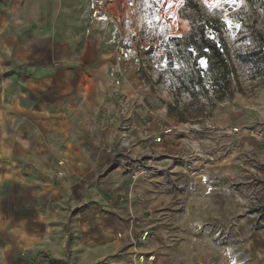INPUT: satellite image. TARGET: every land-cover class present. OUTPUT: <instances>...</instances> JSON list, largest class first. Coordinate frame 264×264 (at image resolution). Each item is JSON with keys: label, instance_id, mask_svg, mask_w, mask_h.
Here are the masks:
<instances>
[{"label": "rangeland", "instance_id": "rangeland-1", "mask_svg": "<svg viewBox=\"0 0 264 264\" xmlns=\"http://www.w3.org/2000/svg\"><path fill=\"white\" fill-rule=\"evenodd\" d=\"M194 1L220 21L233 55L248 48L254 17L246 0ZM132 2L145 40H162L161 20L171 27L162 53L147 49L140 68L128 66L131 79L138 71L151 85L146 105L152 114L143 111L125 141L107 119L115 108L104 113L105 123L88 117L89 138L112 161L82 197L71 193L59 203L47 187L38 196V189L11 179L0 184V264H264V144L247 129L256 132L264 123V75L235 60L240 85L232 80L233 97L210 106L203 119L177 121L168 106L175 102L178 72H189L191 61L177 58L171 67L166 52L173 48L169 39L191 29L181 15L185 0ZM256 7L264 31V0ZM160 9L162 19L141 25L142 16ZM72 95L84 99L80 90ZM32 129L31 122L23 123L21 136L32 139ZM234 129L239 132L226 134ZM2 157L0 183L9 169Z\"/></svg>", "mask_w": 264, "mask_h": 264}, {"label": "crops", "instance_id": "crops-1", "mask_svg": "<svg viewBox=\"0 0 264 264\" xmlns=\"http://www.w3.org/2000/svg\"><path fill=\"white\" fill-rule=\"evenodd\" d=\"M134 7L132 0H0V155L9 167L1 186L11 179L38 189V196L47 187L57 195L53 202L65 203L71 193L82 197V189L97 185L112 158L93 145L88 124L97 116L105 123L104 113L115 108L110 96L115 17L140 31ZM146 16L141 25L151 27ZM158 23L164 24L162 40L140 34L135 41V68L143 51L162 53L171 27ZM73 89L84 99L74 100ZM27 122L33 127L30 140L20 133Z\"/></svg>", "mask_w": 264, "mask_h": 264}, {"label": "trees", "instance_id": "trees-1", "mask_svg": "<svg viewBox=\"0 0 264 264\" xmlns=\"http://www.w3.org/2000/svg\"><path fill=\"white\" fill-rule=\"evenodd\" d=\"M257 1L246 0L253 8L254 17L248 32L250 45L233 55L219 27L220 21L198 1L185 0L181 15L190 21L191 29L182 37L168 40L173 48L167 49L166 57L171 67L177 58L188 57L191 67L189 72L181 68L177 74L175 102L168 106L171 117L179 122L203 119L210 106L213 108L218 102L232 98V80L240 85L235 60L264 75V31L257 24L260 17ZM201 58L207 68L198 63ZM185 96L188 102L182 101Z\"/></svg>", "mask_w": 264, "mask_h": 264}, {"label": "built area", "instance_id": "built-area-1", "mask_svg": "<svg viewBox=\"0 0 264 264\" xmlns=\"http://www.w3.org/2000/svg\"><path fill=\"white\" fill-rule=\"evenodd\" d=\"M157 15H161L162 19L165 15L164 10L160 9L157 14L146 16L145 19H151ZM115 18L117 35L113 49L114 64L110 72L113 81L111 97L115 101V110L108 113L107 119L115 126L121 139L125 141L134 132L137 119L142 112L144 111L148 115L152 114V111L146 105V100L151 95L152 87L138 71L133 72V79L130 77L133 69L128 66L132 62L134 43L139 39L140 31L136 29L133 23L122 19V17L116 16ZM247 129L252 134L254 133L255 137L264 144V123L256 132L251 127ZM234 132H239V130L234 129L233 132L229 130L226 134L232 136ZM251 155L258 157L260 152L252 150ZM259 191L262 194L264 193L263 186H260Z\"/></svg>", "mask_w": 264, "mask_h": 264}, {"label": "snow or ice", "instance_id": "snow-or-ice-1", "mask_svg": "<svg viewBox=\"0 0 264 264\" xmlns=\"http://www.w3.org/2000/svg\"><path fill=\"white\" fill-rule=\"evenodd\" d=\"M157 2L159 3L160 2V0H157ZM163 2L165 3V4H167V5H170L171 3H172V0H163ZM214 2H217V0H214ZM224 2H226V3H234V2H236V0H224ZM157 19H159V17L157 18ZM193 54H195V50H193ZM198 63L200 64V65H205V60L203 59V58H201L199 61H198Z\"/></svg>", "mask_w": 264, "mask_h": 264}]
</instances>
